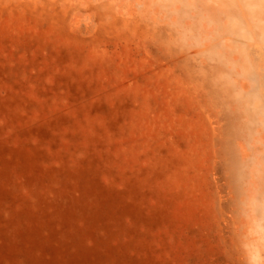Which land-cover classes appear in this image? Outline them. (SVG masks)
Returning a JSON list of instances; mask_svg holds the SVG:
<instances>
[{
	"label": "rangeland",
	"instance_id": "obj_1",
	"mask_svg": "<svg viewBox=\"0 0 264 264\" xmlns=\"http://www.w3.org/2000/svg\"><path fill=\"white\" fill-rule=\"evenodd\" d=\"M67 212L114 264H264V0H0V264H98Z\"/></svg>",
	"mask_w": 264,
	"mask_h": 264
},
{
	"label": "bare ground",
	"instance_id": "obj_2",
	"mask_svg": "<svg viewBox=\"0 0 264 264\" xmlns=\"http://www.w3.org/2000/svg\"><path fill=\"white\" fill-rule=\"evenodd\" d=\"M179 1V0H178ZM91 18V17H90ZM93 19V18H92ZM100 19H101V17H100ZM85 20V19H84ZM93 25V24H92ZM78 32V31H77ZM91 32V31H90ZM262 87V86H261ZM210 115H211V113H210ZM210 120V119H209ZM208 123V122H207ZM212 129V128H211ZM211 131V130H210ZM213 131V130H212ZM35 157V156H34ZM34 157H31V156H29L28 158H32L30 161H29V165H30V168L32 169V171H33V173H30V174H28L27 175V179H29V180H31L30 181V185H33V189H32V192L35 190V192H36V194H38V197L36 196V198L35 199H38V200H40L42 203H44L45 205L46 204H48L49 202L48 201H44L43 202V200L45 199V198H43L44 197V194L46 193V191H43V190H50V184L52 183V178H51V176H52V173H47V174H45V175H43V176H41L42 175V173H39V172H41V170L39 169V166L38 167H36L39 163H38V160L36 159V158H34ZM41 159V158H40ZM213 162V161H212ZM33 165H35V167L33 166ZM33 166V167H32ZM32 171H30V172H32ZM69 178V177H68ZM67 178V179H68ZM39 181H45L46 183H44V184H41V182H39ZM40 183V184H39ZM66 183H69V181L67 182H65L64 184H66ZM63 188L64 189H62V191L60 192V193H64V194H66L65 192L67 191L66 190V188H67V186H63ZM37 189L39 190V191H37ZM14 190V189H13ZM69 190V189H68ZM15 191V190H14ZM184 191V190H183ZM14 198H15V196H14ZM16 199L18 200V201H16V202H21L20 200V198H18V197H16ZM27 203H29V201L27 202ZM23 205H25V206H27V207H29V208H31L33 205H35V204H31V205H26V203H25V201L23 202ZM128 205L129 206H132V203H128ZM24 206V207H25ZM156 212L157 211H155V212H152V214H154V215H156ZM85 213H81V212H77V216L78 217H81V216H83ZM129 214V210H127V211H124V213L123 214H120L121 216H127ZM158 215H160L161 213L159 212V213H157ZM150 217H151V215H148V219H147V224H148V222H152L151 220H150ZM41 219L42 218H38V222H41ZM149 220V221H148ZM121 221H122V219H120V226H121ZM60 223H62V231L60 232V233H54V237H55V239H54V241L52 242V244L54 245V250L52 251V253L54 254V255H56L57 254V252L58 253H60L61 252V248L63 247V244H65V245H67V247L68 246H70L69 244H72V246L71 247H73V246H75V247H77L78 246V250H79V252L78 253H76V254H74V256H73V258H76L78 255H79V257L80 256H83V255H87L88 256V258L90 259V260H92V259H94L95 257H94V253H95V256L97 255H100V254H102L101 252H100V250L97 248V247H95L94 246V248L90 251L89 249H87V251L88 252H86V250L85 251H81V249L82 248H80V247H82V245L80 244V239H81V241H82V239L83 238H85L86 236H88L89 235V230L88 229H80L78 226H76L75 224H76V220L75 219H73V217L71 216V213H64L63 214V216H62V218H61V220H60ZM93 223L94 222H91L90 224H91V226L93 225ZM141 223H143V222H141ZM97 224V223H96ZM95 224V225H96ZM101 224H106V223H101ZM100 223H98L97 224V226L98 227H100V225H101ZM34 227H35V231L37 232L38 231V229L39 228H41L40 227V225H39V223L37 224V223H35L34 225H33ZM32 226V227H33ZM85 228H87V227H85ZM119 231H121V232H123V233H125V235L126 234H139V232H138V229L137 228H134V229H132V230H128V229H126V228H123V227H120L119 229H118ZM235 231V230H234ZM115 233V232H114ZM114 233H112V232H110L109 230H106L105 231V236L103 235V237H101V238H97L96 239V241H95V243H97V246H103V245H105V248H106V252L105 253H103L102 255H100V257L97 259V263L98 264H114V263H116V262H122V260H123V258L121 257L122 256V251H120L119 250V248L118 247H116L115 249H113V248H109V245H110V240L113 238V236H114ZM35 234V233H34ZM41 234V233H40ZM68 237H70V238H68ZM81 237V238H80ZM36 241H38V242H40L41 243V245L44 247V246H47L48 248H52V246H51V243H49V242H44V241H41V239L37 236L36 238ZM242 239V238H241ZM69 240H72L71 242H69ZM223 241V240H222ZM38 242H37V244H38ZM40 249V245L38 244L37 245V247H36V250H39ZM249 250V249H248ZM245 251V250H244ZM91 252V254H89ZM81 253V254H80ZM247 253V252H246ZM119 254V255H118ZM76 255V256H75ZM9 258L12 260V257L9 255ZM53 258H55V256L53 257ZM26 260H27V258H26ZM39 260H40V262L41 263H43L42 261H41V258L40 259H36L35 260V263L34 264H37L38 262H39ZM14 262V261H13ZM41 263H38V264H41ZM88 263V262H87ZM28 264H31V263H29L28 262ZM33 264V263H32ZM72 264H78L77 262H72ZM240 264H242V263H240Z\"/></svg>",
	"mask_w": 264,
	"mask_h": 264
}]
</instances>
